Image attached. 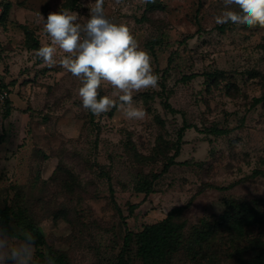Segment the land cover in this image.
Here are the masks:
<instances>
[{"label": "rangeland", "instance_id": "374dc122", "mask_svg": "<svg viewBox=\"0 0 264 264\" xmlns=\"http://www.w3.org/2000/svg\"><path fill=\"white\" fill-rule=\"evenodd\" d=\"M71 1L0 0V82L12 104L4 117L0 101V207L26 208L45 238L44 255L49 248L69 264L117 263L125 231L110 187L132 232L176 207L187 232L237 203L264 213V101L253 105L264 96V28L217 24L223 0H154L149 12L141 0H104L113 22L127 25L150 54L159 81L133 95L144 120H128L119 107L95 116L82 107L80 82L35 55L48 40L42 17L68 9L83 23L95 2L76 0L70 9ZM183 124L191 128L179 144L180 163L150 193L137 192V181L174 152ZM214 127L227 133H209ZM224 230L199 256L183 249L170 264H244L264 248V220ZM134 252L132 243L131 264H141Z\"/></svg>", "mask_w": 264, "mask_h": 264}, {"label": "clouds", "instance_id": "9594fccd", "mask_svg": "<svg viewBox=\"0 0 264 264\" xmlns=\"http://www.w3.org/2000/svg\"><path fill=\"white\" fill-rule=\"evenodd\" d=\"M223 5L225 10L215 17L217 24L231 22L264 28V0H223ZM88 8L89 17L83 23L79 13L68 9L42 17L48 40L35 55L48 66L59 63L80 82L78 96L82 107L93 115L101 116L119 107L128 120L142 121L146 112L134 105L133 95L156 88L159 81L150 54L139 46L127 25L105 16L104 0H95ZM104 85L110 86L111 95H101ZM112 97L118 98L119 105ZM36 244L31 231L21 230L16 235L0 221V264H37ZM46 264H54L51 256L46 258Z\"/></svg>", "mask_w": 264, "mask_h": 264}, {"label": "trees", "instance_id": "16d2710c", "mask_svg": "<svg viewBox=\"0 0 264 264\" xmlns=\"http://www.w3.org/2000/svg\"><path fill=\"white\" fill-rule=\"evenodd\" d=\"M76 0H72L70 9H73ZM154 3V2H153ZM148 3L144 12L154 10L155 4ZM223 29L222 26L218 27ZM209 75V73H206ZM221 71H215L212 73L214 77H219ZM193 75L183 76V79H191ZM0 88H6V85L0 82ZM264 101V96L253 99V105H256ZM4 112L3 116L7 117L10 113L12 104L6 98L4 101ZM164 106L171 111L167 102ZM191 128L189 124H183L178 130L177 144L174 147V152L165 159L162 169L157 173H152L149 177L140 178L137 181L135 190L144 194H148L152 191V184L157 180L163 173H165L170 166L178 164L176 158L179 156L180 141L183 137V132ZM209 133L220 136L227 133L226 129L211 128L208 130ZM2 137H0V142ZM185 164L191 163V160H185ZM264 175V172H259ZM110 198L113 206L116 208L119 218L122 220L124 226V236L122 238V246L117 255L116 264H131L130 250L132 243L135 246L134 255L140 260L141 264H170L171 257L173 254L185 249L193 254L194 257L199 256L204 250V245L209 243V240L215 236L218 238L223 237L224 228L232 226L233 228L240 229L244 221H262L264 220V213L259 212L256 208L250 207L246 203H237L231 206L226 213L222 214L217 220L204 221L201 226H190L187 229L186 220H179V215L182 207H176L170 210L167 215L151 224H145L141 230L137 232L130 231L125 224V217L122 214L120 207L116 204L114 199L113 190L110 187ZM137 204H132L128 207V212L136 208ZM0 221H2L13 234L19 235L21 230L31 231L36 237V251L35 255L40 257V260L36 261L37 264H46V258L51 256V250L47 249V256L44 255L43 248H46V241L41 232L38 229L37 224L29 215L26 208H18L12 204H6L0 207ZM225 231V230H224ZM52 257V256H51ZM53 258V257H52ZM56 264H69L63 258H53ZM244 264H264V248L259 246L258 249L252 251V255Z\"/></svg>", "mask_w": 264, "mask_h": 264}, {"label": "built area", "instance_id": "2783aa9c", "mask_svg": "<svg viewBox=\"0 0 264 264\" xmlns=\"http://www.w3.org/2000/svg\"><path fill=\"white\" fill-rule=\"evenodd\" d=\"M105 16L112 22L114 21L113 13L105 12ZM6 97H7V92L3 88H0V101L3 102L6 99Z\"/></svg>", "mask_w": 264, "mask_h": 264}]
</instances>
